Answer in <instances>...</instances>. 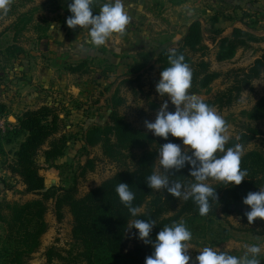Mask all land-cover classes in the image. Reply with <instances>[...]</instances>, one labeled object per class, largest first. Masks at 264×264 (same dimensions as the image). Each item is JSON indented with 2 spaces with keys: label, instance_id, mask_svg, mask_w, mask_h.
<instances>
[{
  "label": "trees",
  "instance_id": "1",
  "mask_svg": "<svg viewBox=\"0 0 264 264\" xmlns=\"http://www.w3.org/2000/svg\"><path fill=\"white\" fill-rule=\"evenodd\" d=\"M69 0H48L40 7L20 14L11 24L9 32L13 33L14 44L1 53L11 64L24 51L18 47L21 36L31 31V26L39 40H45L51 29V19L42 17L44 26L35 24V15L38 11L50 14L59 13L60 23L65 27L66 20L71 15L68 11ZM107 0H93L95 12ZM237 17H230L231 21L243 23L247 27L256 26L257 22L249 20L254 18L253 10L241 7ZM12 16V14H10ZM14 17V16H13ZM220 14L211 19V44L217 50L216 60L228 62L233 60L242 49H249L252 44L260 43L261 39L251 32L239 28L233 29L230 36L223 37V30L216 28L220 23ZM35 25V26H33ZM1 52V51H0ZM175 52L183 55L185 62L192 70V86L189 92L198 96L210 94L213 83L222 75L211 70L206 60L211 52L205 28L200 21H194L187 33L179 41L176 49L161 50L156 59L159 72L169 66L168 56ZM195 56H199L195 60ZM106 60H104L105 62ZM106 63V62H105ZM109 64V63H107ZM111 65V64H110ZM108 66L102 73L107 79ZM88 64L85 62L68 64L65 69L71 74L82 73ZM264 74V54L247 69H238L230 72L232 84L225 91L217 93L212 99L204 100L214 109L223 110L235 105L246 91H254V82L261 79ZM128 79L125 83L132 87L134 82H141V77ZM131 78V79H129ZM141 88V87H139ZM116 92L110 105V121L106 124H93L82 134V153L87 157L84 165L78 167L79 175H75L74 183L68 187L48 185L46 178L41 174L40 159L49 168L62 170L64 165L59 161L66 157L73 140L78 138L68 133L65 119L57 107L44 105L37 110H28L17 117V124L9 123L8 129L0 130V157L8 156L6 147L15 146L13 160L7 168L12 177H18L25 187L24 195L36 196V199L26 203L10 202L6 199L0 201V264H30L33 256L42 246V238L49 230L46 216L53 203V213L58 223H62L66 210L73 218V245L63 254L58 248L51 247L46 251L48 263L55 259L63 264H145V258L151 255L153 249L138 238L133 247H129L130 222L135 219H150L155 221L150 237L155 239L157 233L165 226L175 222H183L187 228L199 233L208 231L215 220L228 219L234 215H245L243 199L249 192H257L264 188V153L259 150L248 151L242 155L241 168L247 169L248 175L238 186H229L222 182L210 185L216 189L218 201H210L211 210L208 215L201 216L197 205L192 199L173 197L166 189L157 193L155 189L147 186L146 178L155 172L158 161V152L161 145L171 141L181 143L179 139L169 136L166 141L152 133L136 129L118 113V108L124 104V99L118 97ZM79 103V101H76ZM11 111L0 101V116L9 118ZM241 116L246 120L241 124L238 137L231 138L226 144L233 147L239 143L242 148L248 147L257 138L263 136L262 131L253 123L264 121V97H262L250 111H243ZM227 126L229 119L225 120ZM23 139L21 142H18ZM18 142L17 144H15ZM100 147L105 159L110 162H121L128 153L140 151L135 170L118 172L112 178L104 181L99 187L91 190L84 197L79 198V179H85L88 173L94 172L96 159L90 158V149ZM5 162V161H4ZM172 182H181L187 190L194 182L190 176V166L186 165L180 170L169 173ZM210 179L208 182H214ZM119 183H126L135 193L133 205L142 214L133 217L127 207L119 200L115 191ZM4 190H13L7 179H1ZM136 233L135 229H132ZM225 234H227L225 236ZM231 240L227 230L218 232L211 242L212 247H219ZM260 260L264 256L259 257Z\"/></svg>",
  "mask_w": 264,
  "mask_h": 264
},
{
  "label": "rangeland",
  "instance_id": "2",
  "mask_svg": "<svg viewBox=\"0 0 264 264\" xmlns=\"http://www.w3.org/2000/svg\"><path fill=\"white\" fill-rule=\"evenodd\" d=\"M46 1L48 0H12L7 13H0V61L7 60L5 55L1 53L4 49L14 44L13 33L5 31L7 25L15 21L18 15L40 7ZM245 1L122 0L125 9L131 17L130 23L124 33L113 34L106 44L100 47H91L85 42L89 39L87 28L80 29L77 27L76 29H70L66 25L65 31L69 29V32L67 31V34L63 32L64 27L60 23V15L63 14H60V12L50 14L38 11L35 15V24H39L42 17H46L51 19V22L53 21L52 24L57 25V29L53 31V41L45 40L42 44L40 43L37 48V57H32L29 54L25 61H40V69L43 65L46 66L43 61H72V63L86 61L88 64L84 72L69 76L60 71L66 62L58 65L54 63L51 65L54 74L49 75L48 80H46V73L41 72L40 69L34 76L37 79L36 85H38V89L40 87H48L50 83L53 84V88L50 90L51 93L42 90L41 95H43L45 102L51 96V101L50 99L49 101L54 104L53 106L57 107L61 118L64 119L66 117L65 124L68 133L78 138V140L72 141L66 157L59 161L60 165H64L62 170L49 168L44 163V160L40 159L41 174L46 178L48 185L68 187L74 183L75 175H79V165H84L87 160V157L82 153L84 145L81 140L82 134L85 129H88L93 124L104 125L110 121V105L116 92L119 94L118 97L124 99V104L118 108L119 115L136 129L151 133L146 129L145 121H154L160 106L167 100V97H160L156 92V84L160 78L159 66L156 65L157 55L161 50L176 49L192 22H202L211 48L206 60L209 61L212 71L222 75L213 83L210 94H203L199 97L203 100L212 99L217 93L229 88L233 80L229 75L231 71L249 68L264 54V15L262 14L264 11V0H260L256 4L252 2L249 5L256 11L261 10L259 12L260 15L255 16L254 19L257 23L260 21L254 31L257 37L261 39L260 43H253L249 49L240 50L231 61L218 62L216 60L217 50L210 40L211 19L217 13L220 14L221 20L216 28L223 30V37L229 36L234 27L243 28L242 25L232 22L229 18H236L237 14H240L239 10L235 11L234 9L245 6ZM235 4L236 6H234ZM131 8L133 9L131 10L132 12H130ZM41 25L44 26L43 23ZM34 30L31 26V31L21 36L18 42V45H26L28 47L27 50L31 52L33 51L34 37H36ZM54 42H59V46H65L59 52L54 47ZM106 46L108 49L105 48ZM46 47H50V50L53 47L52 58H49L44 51ZM90 55L92 57H89ZM194 58L197 60L199 56ZM104 60H106V63ZM36 65H38V62H36ZM109 65L112 68L107 72L108 78L104 79L102 73L108 70L107 67ZM13 69L8 64L0 63V99L3 98L11 105L17 103L15 99L21 93L18 89L19 82H17L19 75L17 70L14 71ZM61 75L66 76V78ZM127 76L132 79L141 77V82H134L132 87H129L125 83L128 79ZM58 80L62 84L58 83L56 85ZM37 91V87L31 89L28 87V89H23L21 95L24 94L28 99L33 97ZM78 95L79 98L77 100L74 99V96L77 97ZM262 97H264V74L261 79L254 82V91L244 92L239 101L231 108L214 109L225 120L229 119V125L224 133L228 140L238 137L241 131V124L246 122L241 113L252 110ZM76 101H79V103H76ZM50 102L48 103L50 104ZM169 110H175V107L170 102ZM22 113V111L15 113L11 111L9 117H12V119H9L10 122L15 124L17 117ZM253 125L262 131L263 136L257 138L248 147L242 148V155L252 150H259L264 153V121L253 123ZM22 140L20 139L18 142ZM15 147L16 145L6 147L8 156L5 159L0 157V201L6 199L10 202L23 204L37 197L24 195L23 190L25 187L21 184L19 178L12 177L8 171L7 166L13 160ZM140 155V151H134L128 153L123 161L115 163L104 158L100 147L90 149V158L97 160L96 168L94 172L88 173L85 179H79L78 197H84L91 190L99 187L104 181L112 178L120 171L135 170L137 159ZM160 171L162 169L158 159L155 172ZM1 179H7L14 189L4 190ZM218 182L215 180L208 183L212 185ZM161 191L162 189L156 190L157 193ZM53 207V203H50V211L46 216L49 230L43 236L42 246L33 256L30 264H63L56 259L52 263H48L46 259L47 249L56 247L65 254V251L69 250L73 245L72 215L66 210L64 221L58 223L53 213ZM247 210L246 207L243 212L245 213ZM143 212H145V208L141 209L139 214ZM224 230L229 232L231 240L217 248L240 256L246 250L245 245L258 244L261 247L259 257L264 256V220L257 218L253 223L249 224L246 217L243 220L242 216L234 215L228 219L215 220L214 225H211V229L208 231L199 233L195 230L191 232L192 239L189 242L190 249L188 250V255L192 258L190 264H195L199 251L205 246L212 247L211 242L214 240V236H218V232L221 233ZM128 235L129 247L131 248L135 243L136 236L132 229L129 230ZM261 264H264V259L261 260Z\"/></svg>",
  "mask_w": 264,
  "mask_h": 264
},
{
  "label": "clouds",
  "instance_id": "3",
  "mask_svg": "<svg viewBox=\"0 0 264 264\" xmlns=\"http://www.w3.org/2000/svg\"><path fill=\"white\" fill-rule=\"evenodd\" d=\"M12 0H0V13H7ZM66 20L70 29L87 28L88 44L100 47L113 34L124 33L131 17L122 0H107L99 12L93 8V0H69ZM51 30L57 29L50 24ZM169 66L160 73L156 92L167 100L160 106L154 121H145L146 129L154 136L168 141L169 136L179 139L182 144L167 142L158 152L162 171L153 172L146 178L150 189H166L173 197L192 199L199 214L206 216L211 210L210 201H218L216 189L208 183L210 179L229 186H238L248 175L241 168L242 146L225 147L228 137L225 119L198 95L189 92L192 86V70L185 57L175 52L168 56ZM169 102L175 107L169 110ZM12 119V117H9ZM183 146V147H182ZM190 166V176L194 182L186 190L181 182H172L169 173ZM120 202L135 217L140 209L133 205L135 193L126 183H119L115 189ZM247 206L244 215L249 224L257 218L264 220V188L249 192L243 199ZM150 219H135L127 229H135L136 238L152 246L151 255L145 264H190L188 255L192 233L183 222H175L161 229L155 239L150 233L155 226ZM243 255L237 256L217 247L205 246L196 256L195 264H261V247L258 244L245 245Z\"/></svg>",
  "mask_w": 264,
  "mask_h": 264
},
{
  "label": "crops",
  "instance_id": "4",
  "mask_svg": "<svg viewBox=\"0 0 264 264\" xmlns=\"http://www.w3.org/2000/svg\"><path fill=\"white\" fill-rule=\"evenodd\" d=\"M235 1V0H234ZM258 1V2H257ZM254 3V4H256V3H259L260 2V0H252V1H250V0H246L244 3H245V6H241V8H243V9H247V10H249V9H252L253 10V12H252V14L254 15V18H252L251 20H249V22L251 23L252 21H254V19H255V16L257 17V16H259L260 14H259V12L261 11H256L255 9H253L251 6H249V5H251V3ZM234 6H236V4L234 5ZM236 9V8H235ZM234 9V10H235ZM131 10H133L132 8L130 9V12H132ZM257 13V14H256ZM263 15H264V11H263V13H262ZM232 22H234V21H232ZM236 23H238V24H240V25H242L243 26V28H239V29H242V30H244V31H248V32H251L252 34H254V35H256L255 33H254V31H255V29H256V27H257V25L256 26H251V27H247V26H245L243 23H241V22H237V21H235ZM13 23V22H12ZM11 23V24H12ZM11 24H8L7 25V27H6V29H5V31H8L9 32V28H10V26H11ZM258 25L260 24V21L257 23ZM62 27H64V26H62ZM60 28V27H59ZM235 28H238V27H234L233 29H235ZM63 29V28H62ZM66 30V28L64 27V29L62 30L63 32H65L66 34H67V31L69 32V29H67V31H65ZM58 32H59V30H58ZM232 32H233V30H232ZM53 30H51L50 29V31L48 32V34H47V38L45 39V40H47V41H53ZM232 34V33H231ZM230 34V35H231ZM25 35V34H24ZM229 35V36H230ZM257 36V35H256ZM45 40H39L38 39V36L36 35V37H34V42H33V51L31 52V51H29V50H27V46L26 45H18V47H20L21 49H23V53L20 55V56H18V58L16 59V60H14V61H12L11 62V64H9V63H7L6 61H0V63L1 64H4V65H9V66H11V67H13L14 69V71H16L17 70V73H18V80H17V82H19V90H20V92L22 93L23 92V89H25V88H27L28 89V87H29V89H31V88H33V87H37V90L39 91H37V93H34V95H33V97H29L28 99L25 97V95L24 94H22L21 95V93H19L18 94V96H17V98L15 99V100H17V103H14L15 105H11L8 101H6V100H4L3 98V100L2 99H0V101L2 102V103H4V104H6L7 106H8V108L10 109V111H12V113H15V112H17V111H22V112H25V111H28V110H37V109H39L40 107H42V106H44V105H49V106H53L54 104H52L50 101H51V96L49 97V99H50V101H49V99H48V101H44V97H43V95H41V91L42 90H45V91H49L50 92V90L53 88V84L52 83H50L49 84V86L48 87H40L39 89H38V85H36L37 84V79L34 77L35 76V74L36 73H38V70L40 69L39 68V63L41 64V62L40 61H25L26 60V58H27V56L30 54L32 57H37V48H38V46L40 45V43L42 44ZM87 41V40H86ZM85 41V42H86ZM88 44V43H87ZM65 45H62V46H59V42H54V47H56L57 48V50H59V52H60V50H62V48L64 47ZM88 46H94V45H91V44H88ZM48 48V49H47ZM105 48H107L108 49V47L106 46ZM54 49H53V47L51 48V50H50V47H46V49H44V51L48 54V56H49V58H52L53 57V54H52V51H53ZM89 57H92V55H90ZM48 58V59H49ZM33 59V58H32ZM50 60V59H49ZM36 62H38V65H36ZM43 62H45L44 64H46V66H42V68L40 69L41 70V72H44V73H46V80H48L49 79V75H51V74H54V72L52 71L53 70V68H51V65L52 64H54V63H56V65H58V64H63V63H65L66 62V64H77L78 62H76V63H72V61H43ZM65 64V66L63 67V68H61V72H63L64 74H66V75H72L70 72H68L66 69H65V67L67 66ZM8 67V66H7ZM63 78H66V76H63V75H61ZM44 77V76H43ZM45 78V77H44ZM36 79V80H35ZM43 79V78H42ZM58 83H61L60 82V80H58V82L56 83V85L58 84ZM15 84H16V82H15ZM14 84V85H15ZM62 84V83H61ZM27 85V86H26ZM20 86H22V87H20ZM51 93V92H50ZM79 98V95L76 97V96H74V99H78ZM16 102V101H15ZM48 102H50V104L48 103ZM15 124H17V121H16V123Z\"/></svg>",
  "mask_w": 264,
  "mask_h": 264
},
{
  "label": "built area",
  "instance_id": "5",
  "mask_svg": "<svg viewBox=\"0 0 264 264\" xmlns=\"http://www.w3.org/2000/svg\"><path fill=\"white\" fill-rule=\"evenodd\" d=\"M11 123L8 117L0 116V130L5 132L8 129V124Z\"/></svg>",
  "mask_w": 264,
  "mask_h": 264
}]
</instances>
